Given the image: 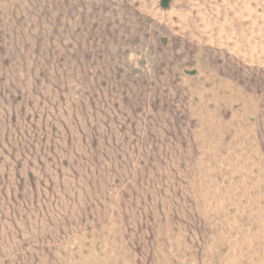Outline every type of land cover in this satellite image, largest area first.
Wrapping results in <instances>:
<instances>
[{
    "label": "rangeland",
    "instance_id": "obj_1",
    "mask_svg": "<svg viewBox=\"0 0 264 264\" xmlns=\"http://www.w3.org/2000/svg\"><path fill=\"white\" fill-rule=\"evenodd\" d=\"M0 264H264V0H0Z\"/></svg>",
    "mask_w": 264,
    "mask_h": 264
}]
</instances>
